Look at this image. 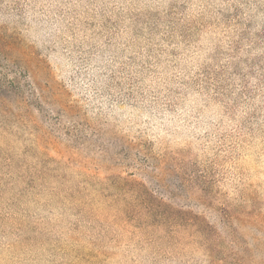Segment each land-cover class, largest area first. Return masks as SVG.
<instances>
[{"label":"rangeland","instance_id":"obj_1","mask_svg":"<svg viewBox=\"0 0 264 264\" xmlns=\"http://www.w3.org/2000/svg\"><path fill=\"white\" fill-rule=\"evenodd\" d=\"M0 264H264V0H0Z\"/></svg>","mask_w":264,"mask_h":264}]
</instances>
